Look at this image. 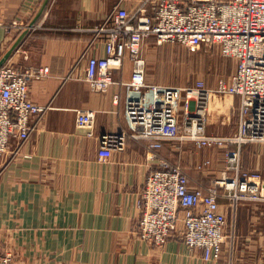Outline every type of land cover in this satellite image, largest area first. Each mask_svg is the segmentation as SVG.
I'll list each match as a JSON object with an SVG mask.
<instances>
[{
  "label": "crops",
  "instance_id": "1",
  "mask_svg": "<svg viewBox=\"0 0 264 264\" xmlns=\"http://www.w3.org/2000/svg\"><path fill=\"white\" fill-rule=\"evenodd\" d=\"M158 1L50 0L7 62L50 69L46 79L30 88V99L48 107L32 138L20 148L13 140L0 156V252L12 255V264H264V201L243 202L234 211L227 199H220L234 245L233 250L226 246L218 261H205L202 251L187 248L178 233L163 247H153L136 234L146 179L162 168V161L180 165L190 185L206 191L226 168L224 157L216 159L208 149L174 141L164 143L153 159L150 141L134 136L112 158L98 155L103 135H135L133 115L149 111L152 93H133L129 84L136 66L130 57L112 67L115 84L101 93L92 91L84 80L82 57H104L105 46L91 29L103 25L116 7L151 15ZM42 2L0 0V61L35 20ZM169 44L159 45L154 38L144 44L146 81L169 90L175 122L182 125L183 92L160 84L167 79L164 61L176 59ZM220 101L228 116L222 121V109L218 111L223 123L212 124L209 133L226 137L239 129L240 99L228 95ZM81 110L97 113L94 137L76 124ZM246 146L251 152L248 156L245 149L243 167L264 172V143Z\"/></svg>",
  "mask_w": 264,
  "mask_h": 264
},
{
  "label": "built area",
  "instance_id": "2",
  "mask_svg": "<svg viewBox=\"0 0 264 264\" xmlns=\"http://www.w3.org/2000/svg\"><path fill=\"white\" fill-rule=\"evenodd\" d=\"M91 31L105 46L104 57H82L86 62L84 80L92 91L101 93L115 84L112 67L130 57L136 66L129 84L133 93H152L151 115H147L149 111L133 115L135 135L123 131L99 138L101 159L123 151L130 136L150 141L153 159L164 143L174 141L191 142L198 149L226 151L223 177L214 180L206 191L192 187L180 165L162 161V168L148 175L138 203V238L153 247H163L178 233L187 248L202 251L205 261L221 260L225 247L229 245L233 250L234 245V235L228 234V219L220 204L221 190L234 211L243 202L264 201L262 175L245 172L240 154L245 145L264 143V0H159L151 15L145 10L131 14L116 7L103 25ZM150 38L159 45L178 44L187 49L207 46L223 58L235 59L237 68L231 82H220L215 93L239 97L236 135L208 134L203 106L210 91L201 81L182 90L185 121L184 125L175 122L169 90L146 81L142 51ZM49 75L48 67L18 68L8 63L0 69V156L9 151L13 140L20 148L32 138L48 107L30 99V88ZM96 117L95 111H78L76 124L94 137ZM233 147L237 150L232 151ZM12 263V255L0 252V264Z\"/></svg>",
  "mask_w": 264,
  "mask_h": 264
},
{
  "label": "rangeland",
  "instance_id": "3",
  "mask_svg": "<svg viewBox=\"0 0 264 264\" xmlns=\"http://www.w3.org/2000/svg\"><path fill=\"white\" fill-rule=\"evenodd\" d=\"M167 48L170 50V53L175 52V61H164V69L166 73L164 85H173L178 87V91H182L183 89L187 87H193L198 82H203L205 85V88L210 91V98L203 106V112H204V119L207 126V131L209 135H213L209 133V127H211L212 124H214L216 127L219 125V123H223V119L225 121V117L228 116L225 114V112H228L225 108H222L220 99H224L228 95L223 94H216L220 82H227L230 80L231 76L235 73L237 64L235 59L233 58H223L219 51H217L214 48L207 47V46H201L196 49H187L185 47H182L180 45H167ZM169 70L174 72L169 73ZM163 69L161 74L163 75ZM217 96V97H216ZM221 96V97H219ZM230 96V95H229ZM195 103L193 106V114H195ZM222 109V121H218V117L220 118L218 111L221 112ZM224 117V118H223ZM183 122L182 125H184V115L182 117ZM240 121V119H239ZM237 128V127H236ZM238 128H239V122H238ZM238 133V130L235 133H231L232 135L227 136H234ZM216 135V134H214ZM226 136V137H227ZM191 143V142H188ZM245 149H247L246 155L249 156L248 153H250L249 146H243L241 147L240 154L241 158L243 157V154L245 153ZM232 151H236L235 147L231 148ZM197 152H200V150H197ZM210 155H213L216 159L217 158H225L226 151L221 150L219 148L214 149H208ZM226 159V158H225ZM243 161V158H242ZM218 161L216 162L217 167ZM242 168L245 172H258L262 175L263 181V170L259 169L257 167L246 169ZM225 172V169L220 173L218 180H220L223 177V173ZM216 179V180H217ZM264 185V183H263ZM220 199H225V192L221 190ZM222 206V205H221Z\"/></svg>",
  "mask_w": 264,
  "mask_h": 264
},
{
  "label": "water",
  "instance_id": "4",
  "mask_svg": "<svg viewBox=\"0 0 264 264\" xmlns=\"http://www.w3.org/2000/svg\"><path fill=\"white\" fill-rule=\"evenodd\" d=\"M50 3V0H43L41 7L39 8L35 20L30 23L26 31L21 35V37L17 40V42L9 49V51L5 54V56L0 61V69L7 64L11 56L13 55L14 51L18 48L20 43L23 41V39L27 36V34L34 28L38 22V20L43 16L45 13L48 5Z\"/></svg>",
  "mask_w": 264,
  "mask_h": 264
}]
</instances>
